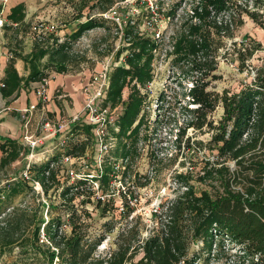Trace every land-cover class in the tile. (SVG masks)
<instances>
[{
  "label": "rangeland",
  "instance_id": "1",
  "mask_svg": "<svg viewBox=\"0 0 264 264\" xmlns=\"http://www.w3.org/2000/svg\"><path fill=\"white\" fill-rule=\"evenodd\" d=\"M110 9V18L102 16ZM251 12L257 13L258 20ZM21 13V24L6 27L3 34L5 46L14 54L9 61L28 57L23 52L29 40L33 53L38 47L52 50L66 44V70L60 72L58 63L46 69L54 86L48 105L56 104L59 112L43 116L54 121L81 114L82 119L78 130L74 129L78 135L70 138L65 151L50 146L55 150L41 148L28 154L20 143L17 157L0 168V263L46 264L45 257L38 260L34 252L40 248L37 226L41 223V233L49 219L61 218V231L70 233L71 214L76 212L86 238H102L93 254L96 263L121 250L126 252L124 264H144L141 245L167 223L161 204L185 190L180 187L184 183L179 180L181 173L188 174L197 196L202 191L216 194L222 190L218 181L203 179L204 166L219 157L212 137L225 117L222 96L253 83L264 63V0H39L36 8L24 3ZM92 18L99 20V26L72 36ZM39 21H52L56 28L33 33ZM65 28L69 29L65 32ZM145 39L149 43L141 51L136 45ZM47 60L28 61L41 69ZM119 66L131 74L121 96L113 101L108 98L111 76ZM78 74L83 97L69 96L56 85L57 80L64 82V76ZM96 74L104 75V92L97 100L106 122L104 150L96 143L99 122L95 118L86 121L88 115L80 113L86 93L96 92ZM73 82H67V90L79 86ZM22 86L27 87L26 83ZM86 86L91 92L84 91ZM195 88L203 94L200 99L192 94ZM131 106L139 108L132 125L135 130L119 135L116 119ZM41 116L38 113L37 119ZM67 156L69 161L64 160ZM2 157L0 151V162ZM227 163L232 170L238 168L235 160ZM48 164L57 171L58 180L45 192L35 181L41 177L39 167ZM106 171L108 180L101 187ZM78 182H82L79 190ZM13 187L21 190L13 194ZM181 223L186 232V258L194 260L193 264H258L257 256L244 252L235 239L217 236L216 231L212 237V226L209 241L204 235L196 238L194 213L187 212ZM11 239L14 242L3 245Z\"/></svg>",
  "mask_w": 264,
  "mask_h": 264
},
{
  "label": "trees",
  "instance_id": "2",
  "mask_svg": "<svg viewBox=\"0 0 264 264\" xmlns=\"http://www.w3.org/2000/svg\"><path fill=\"white\" fill-rule=\"evenodd\" d=\"M221 2V1H220ZM113 3V0H110ZM226 6V4H225ZM24 3L18 4L11 10L9 18L20 21L24 17L21 13ZM106 10V9H105ZM252 18L258 20L257 13L251 12ZM100 18V17H99ZM100 22L92 18L82 23L72 36L80 35L85 30L99 26ZM144 43H137L139 50L144 51L148 45V39ZM54 48V47H53ZM52 50L42 48L35 49L31 60L41 61L48 55V62L44 65V70H40L34 64L31 65V73L27 78L19 76L13 64L6 70V87L3 89L5 96L12 95L21 87V82L28 85L31 81H39L43 76H47L46 69L50 65L60 64L59 71L66 70L65 64L69 59L67 45L60 44ZM141 54H134L139 57ZM135 59H129L133 66ZM131 74L130 69L125 67L115 68L111 76L109 89V100H116L121 96L127 77ZM195 88L193 96L198 99L199 95ZM195 92V93H194ZM206 95H208L206 93ZM225 106V117L218 127V131L213 135L212 140L218 149L217 159L207 160L204 166L203 179L210 177L221 184L222 190L212 194L209 191H202L197 196L193 187L189 183L188 174L181 173L180 179L184 183L180 187L185 190L174 199H168L161 204L160 213L166 212V224L161 230H157L149 235L141 245L143 256L141 262L144 264H193L194 260L187 259L186 232L181 223L187 212L195 214V225L193 227L194 236H205L209 241V229L212 228L213 237L216 231L217 236H229L238 241L244 252L257 256L258 264H264V63L257 69L256 80L243 87L237 93L226 92L222 96ZM108 101V100H107ZM133 106L128 107V112L116 119L121 131L133 132L132 128L136 118L137 110ZM137 108V106H136ZM77 128L76 126L74 129ZM246 136V138H245ZM0 150L3 157L0 168L13 161L19 154V142L11 138L0 137ZM229 159L235 160L237 169L232 170L227 163ZM41 173L39 182L45 192H49L53 182L58 180L57 171L41 165L38 169ZM48 172V173H47ZM108 180V171L101 177V187L105 186ZM75 187L79 190L82 182H78ZM21 189L13 187V194ZM101 205V199H98ZM76 212L71 214V231L66 233L61 231V218L49 219L44 222V230L49 240L48 244H39L41 223L36 228L37 242L40 248H45L43 252L40 248H34L38 260L45 257V263L54 264H124L126 252L115 251L111 253L108 260H94L93 254L102 238L88 239L81 230L76 220ZM9 225L11 224L8 221ZM8 229L5 227V230ZM14 239L7 240L3 245H9ZM4 264V263H0Z\"/></svg>",
  "mask_w": 264,
  "mask_h": 264
},
{
  "label": "built area",
  "instance_id": "3",
  "mask_svg": "<svg viewBox=\"0 0 264 264\" xmlns=\"http://www.w3.org/2000/svg\"><path fill=\"white\" fill-rule=\"evenodd\" d=\"M3 7L0 9V48L2 44V36L6 31V27L13 25L18 26V23L10 21L7 16L5 15L4 7L7 5L8 0H1ZM104 17L110 18L111 17V9L107 13H103ZM56 25L54 23H46L45 21L36 22L32 30L34 32H47V31H54ZM4 54L8 60L14 57V54L11 51H4L0 53V56ZM105 74V73H104ZM106 76V75H105ZM50 83L51 78L49 75L43 76L39 81L35 88V95H36V102L32 103L24 108L19 109L21 116H22V136H21V143L26 148H28V154L34 153V151H39L41 148H45L44 151H54L50 149V146H56L57 151H65L64 149L68 147V142H70V138L72 136L78 135L76 131H74V127L78 126L79 120L81 118V114L74 117L71 120H57L51 121L48 119V116H43L47 111L48 103L51 101L50 95ZM97 84L96 92H91L88 86H86L85 90H90L91 93H86L88 96L85 100V105L80 113L86 114L87 120L89 122H93V119H96V122H99V126L96 129V143L99 145L101 150L107 148V143L104 140L105 133V126L106 122L105 119H102L101 116L103 115L102 111L99 112L97 108V100L101 98L102 93L104 92V75L103 74H96L94 75V82ZM5 80L0 77V99L3 97V89L6 87ZM106 92V91H105ZM104 95V94H103ZM42 114L39 120H35L36 114ZM36 123V129H33L34 124ZM78 130V128H75ZM37 130L40 131L37 133ZM60 141L57 145H54L52 142ZM65 161L70 160V156L64 158ZM63 161V162H65ZM70 173L73 175L74 171L69 169ZM48 173V172H47ZM77 175V174H76ZM27 178H29L28 173L25 174ZM74 176V175H73ZM78 176V175H77ZM29 180V179H28ZM36 185L39 188H42V185L39 181H35ZM40 241L41 243H48V237L45 233L44 228L40 233Z\"/></svg>",
  "mask_w": 264,
  "mask_h": 264
},
{
  "label": "crops",
  "instance_id": "4",
  "mask_svg": "<svg viewBox=\"0 0 264 264\" xmlns=\"http://www.w3.org/2000/svg\"><path fill=\"white\" fill-rule=\"evenodd\" d=\"M49 0H46V2ZM20 3H25L26 7L30 6L32 8H36L37 5L39 4V0H9L7 5L4 7L5 10V15L10 21H14L9 18V14L11 13V10L16 7ZM2 8V7H1ZM27 12V11H26ZM28 14V13H27ZM27 16V15H26ZM26 18V17H25ZM15 22V21H14ZM19 23V21H16ZM46 23H53L52 21H47ZM72 28V27H70ZM69 28H65V32ZM33 33H36L33 31ZM7 41L4 40V36H2V44L0 48V53L4 51H9L7 46H5ZM33 42L29 40V43H26V47L24 48L23 54H28V57H19L13 61H9L7 57H5L4 54L0 56V77H2L4 80L7 77L6 70L10 64H13L15 69L17 70L19 76L23 78H27L29 74L31 73V66L30 62L28 60H31L33 58V50L30 48L32 46ZM29 49L28 51H25ZM28 52V53H26ZM48 55L44 56L42 60H47ZM40 70H44L41 68ZM78 74L77 76H64L62 79V83H57L58 80L56 81V85L62 86L63 90L68 93L69 96H76V97H83V86L81 87V77ZM58 78V77H57ZM70 79H74V82H79V86L75 87L73 86L74 90H67L66 87L68 88L69 84L67 82ZM52 81V79H51ZM73 81V80H72ZM73 82V83H74ZM24 83V82H21ZM52 83V82H51ZM66 83V84H65ZM87 83H84V85ZM38 84V81L34 82L31 81L27 87H20V89L16 92H14L12 95L5 96L3 94V97L0 99V137L3 138H11L13 140H17L19 144L21 143V136H22V116L19 111V109L24 108L32 103L36 102V95H35V88ZM55 85V86H56ZM54 88L53 85L50 86V90ZM53 92V91H52ZM74 92V93H73ZM47 111L53 112V113H58L59 112V107L54 104H49L47 107ZM38 114H36V119L37 120ZM57 118V117H56ZM60 120V119H59ZM57 121V120H54ZM1 151V150H0Z\"/></svg>",
  "mask_w": 264,
  "mask_h": 264
}]
</instances>
